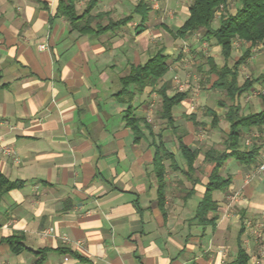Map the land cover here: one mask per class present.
Returning <instances> with one entry per match:
<instances>
[{
    "label": "crops",
    "instance_id": "crops-1",
    "mask_svg": "<svg viewBox=\"0 0 264 264\" xmlns=\"http://www.w3.org/2000/svg\"><path fill=\"white\" fill-rule=\"evenodd\" d=\"M191 2L77 0L76 14L89 13L75 27L61 13L60 0H0V175L20 183L0 193V264H231L239 247L249 264H264V171H258L264 128L242 130L243 143L252 132L263 137L253 164L230 159L221 169L232 182L228 191L213 193L217 221L203 227L194 220L214 169L204 151L224 149L229 125L221 99L198 108L217 79L207 74L209 64L197 65L208 76L207 86L204 78L186 74L199 53L220 64V47L204 43V32L176 38ZM237 45L241 55L251 46ZM161 49L169 71L159 85L143 91L131 86L134 95L123 99L122 80ZM262 63L263 43L247 62L253 78L264 74ZM176 76L189 95L168 125L161 118L160 90L167 85L169 95L180 92ZM130 106L144 129L146 138L139 141L126 127ZM255 107L263 109L262 103ZM208 110L219 116L218 126ZM145 124L163 138H151ZM154 139L179 166L166 162L165 212L153 167ZM180 141L202 150L189 176ZM12 238L19 252L8 242Z\"/></svg>",
    "mask_w": 264,
    "mask_h": 264
},
{
    "label": "trees",
    "instance_id": "trees-1",
    "mask_svg": "<svg viewBox=\"0 0 264 264\" xmlns=\"http://www.w3.org/2000/svg\"><path fill=\"white\" fill-rule=\"evenodd\" d=\"M76 1L60 0L59 9L71 24L78 27L79 21L85 18L89 9L82 16H78L75 12ZM93 6L94 3H90L89 8ZM138 8L145 9L146 6L140 5ZM218 14H220L218 26L214 27ZM126 23H128L127 19L116 23V26ZM201 30L205 31L204 36L208 41H215L216 45L220 47V54L224 63L220 65L216 63L214 58H208L209 70L207 74H215L217 77L212 85V90L224 93V97L218 103L226 108L225 121L229 125V132L223 143L224 149L210 148L204 151L205 161L213 164L214 169L209 177L206 193L197 207L194 220L199 225L207 227L214 224L218 219V205L213 200V193L228 191L232 182L231 178H224L220 175L224 164L228 160L234 159L242 164L251 165L260 154L261 146L257 142L251 146L243 143L242 130L253 127L264 128V95H259L263 109L257 112L244 113L240 101L254 90L257 83H264V74L258 78H247L241 82L240 72L241 67L251 58L253 49L259 44H264V0H192L189 6V18L176 33V38L186 39L189 35ZM236 41L250 43L251 46L242 52L237 60H234L233 53H235ZM167 59L168 56L161 49L146 64L134 68L131 74L122 80L123 89L119 95L125 100H130L134 95L130 91L131 86H137L141 91L146 87L156 88L169 71ZM230 61H233V65H230ZM167 91V85H164L160 90L162 98L161 118L166 120L168 125H173V109L187 99L189 94L176 92L171 96ZM207 113L213 119V127L218 126L220 123L219 116L213 110H208ZM190 119L195 122L197 128L200 127V124L196 122L195 115L190 116ZM125 122L126 127L131 129L136 141L146 138L144 129L141 127V121L133 114L132 106L127 110ZM145 129L149 131L151 138H163L162 133L156 134L154 132L152 125L145 124ZM155 140L151 144L156 151L153 167L158 183L159 206L165 212L166 162H171V167H175V169H178L179 166L175 163L174 154L166 149L164 143L161 140L159 142ZM178 151L186 161L188 170L186 174L189 176L194 171V164L202 150H193L180 141ZM19 186L20 183L10 182L0 175V193ZM244 231L245 228L243 227L242 233ZM8 242L15 252L21 250L15 247L20 243L14 238ZM249 261V255L243 248L239 247L238 257L231 264H249Z\"/></svg>",
    "mask_w": 264,
    "mask_h": 264
},
{
    "label": "rangeland",
    "instance_id": "rangeland-1",
    "mask_svg": "<svg viewBox=\"0 0 264 264\" xmlns=\"http://www.w3.org/2000/svg\"><path fill=\"white\" fill-rule=\"evenodd\" d=\"M152 3L154 5H158V3L157 4L155 2H152ZM219 16H220V14H218V16H217V20L215 21V26H218ZM201 31L205 33L204 30H201ZM197 35H195V38L197 40L202 37L201 36V33L199 34L200 36L199 35L197 36ZM204 41H205L204 43L208 42V40L206 38H204ZM209 42H215V41H209ZM211 47L212 46H211V43H210V47H207V48L210 49L209 52H211ZM241 51H242L241 45L235 46V53H233V58H234V55H235L236 58H237V56L239 57L241 55ZM255 53L257 54L258 52H255ZM201 54L202 53H199V55L197 54L199 57L197 59L196 65L189 64L190 66H188L185 70H186V74L187 75H190V76L195 75V76H197L199 78V82L204 78L203 81L206 84L207 81H208V79H207L208 76L204 72H202V71L199 73V71L197 70L198 69L197 68V65H202V66L204 65V66H206V63H207L206 62V60H207L206 59L207 58L206 55H204V54L201 55ZM218 56H220L219 63L220 64H223L224 61H223V59L221 57V54L219 53ZM262 64L263 65L260 67L259 70H262L263 69L264 63H262ZM230 65H233V62L232 61H230ZM250 70H251V67L247 66V63L241 67V72H240V76H241L240 77V80H241V82H243L244 80H246L249 77L250 78H253V75L250 73ZM206 86H207V84H206ZM198 88H199V90L200 89L202 90V86H200ZM262 89H264V83L263 82L257 83L256 86H255V88H254V90L250 94L244 96L241 99L240 103L242 105V108H243V112L244 113L254 112L256 110L255 105L258 104V103L261 104L258 94L260 93V91H262ZM248 96H250V97H248ZM223 97H224V93L223 92H220V91L219 92L218 91H212V93L208 97L205 98V101L201 102L202 104L198 108L201 111L202 108H203V103L204 104H207L208 106H213L214 103H215V100L222 99ZM263 137H261L260 134L258 136V134L256 132L255 133L252 132V133L248 134L247 136H245L244 138H247L249 140L251 139L252 144H253L255 142L258 143V141L260 140V138H263ZM247 139L244 140V143L246 142Z\"/></svg>",
    "mask_w": 264,
    "mask_h": 264
},
{
    "label": "built area",
    "instance_id": "built-area-1",
    "mask_svg": "<svg viewBox=\"0 0 264 264\" xmlns=\"http://www.w3.org/2000/svg\"><path fill=\"white\" fill-rule=\"evenodd\" d=\"M40 48L43 49L45 47L44 46H41ZM174 82H175V84H176V86H177V88H178V90L180 92H184L188 88L187 83L182 82L181 79L179 78V76H176L174 78ZM260 94H263L264 95V90H262L258 95H260ZM248 97H250V96H248ZM245 145L251 146L252 145L251 139L250 140L247 139L246 142H245ZM258 171L259 172L264 171V162L259 166ZM247 227H248V229L249 228H252V223L250 221L247 223ZM50 233H51V230H48L46 232V234H50ZM254 234H255V236H259L260 233L259 232H254Z\"/></svg>",
    "mask_w": 264,
    "mask_h": 264
}]
</instances>
